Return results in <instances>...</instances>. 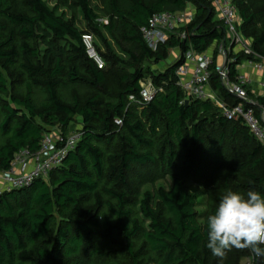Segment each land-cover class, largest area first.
Instances as JSON below:
<instances>
[{
    "label": "trees",
    "instance_id": "obj_1",
    "mask_svg": "<svg viewBox=\"0 0 264 264\" xmlns=\"http://www.w3.org/2000/svg\"><path fill=\"white\" fill-rule=\"evenodd\" d=\"M60 1L70 18L45 0H0V172L20 151H38L53 128L80 133L59 168L0 195V264H238L234 249L221 260L206 247V219L226 190L264 195V146L210 101L186 97L175 75L190 49L204 53L225 38L213 7L204 0ZM188 4L195 10L186 37L176 31L152 50L140 29L153 14ZM234 5L241 34L264 58V0ZM84 34L99 42L103 68L87 56ZM173 49L180 60L151 71ZM216 58L217 51L209 84L236 103L217 76ZM231 58L234 78L247 57ZM146 76L162 90L141 105ZM236 142L242 157L230 168L222 161L233 160L225 149ZM166 178L169 186H155ZM130 181L152 189L141 193Z\"/></svg>",
    "mask_w": 264,
    "mask_h": 264
},
{
    "label": "built area",
    "instance_id": "obj_2",
    "mask_svg": "<svg viewBox=\"0 0 264 264\" xmlns=\"http://www.w3.org/2000/svg\"><path fill=\"white\" fill-rule=\"evenodd\" d=\"M204 1L213 7L218 21L222 23L225 30L226 36L219 42L217 48L216 73L225 91L236 100V103H228L209 90L210 70L214 62L213 56L204 53H197L190 49L184 54L182 62L175 70L177 84L186 97L210 101L227 121L242 123L249 133L264 146V101H261V99L264 100V75L256 86L260 95L255 96L254 92L248 88L247 79L238 74L231 78L229 73L230 65L233 63L232 55L242 53L247 57L243 61L245 65L263 74L264 58L253 51L251 42L241 34L234 0ZM193 15L194 12L189 4L181 12L155 13L149 18L147 25L140 29V32L146 44L155 50L160 43L168 39L169 34L185 29L192 21ZM179 37L181 39L186 37V29L179 32ZM82 43L87 56L98 68H103L104 61L94 47L93 37L84 34ZM140 86L139 104L141 105L151 102L157 92L162 90L155 88L151 80L140 82ZM129 99L133 100V97ZM114 122L116 125L122 123L118 119ZM79 139V132L69 135L50 131L45 133L38 151L35 153H30L28 150L20 151L15 155L9 170L0 172V195L13 190H23L33 181L46 178L50 171L62 165L68 153L75 150Z\"/></svg>",
    "mask_w": 264,
    "mask_h": 264
},
{
    "label": "clouds",
    "instance_id": "obj_3",
    "mask_svg": "<svg viewBox=\"0 0 264 264\" xmlns=\"http://www.w3.org/2000/svg\"><path fill=\"white\" fill-rule=\"evenodd\" d=\"M206 247L221 260L232 249H250L264 262V195L226 190L213 214L207 216Z\"/></svg>",
    "mask_w": 264,
    "mask_h": 264
},
{
    "label": "rangeland",
    "instance_id": "obj_4",
    "mask_svg": "<svg viewBox=\"0 0 264 264\" xmlns=\"http://www.w3.org/2000/svg\"><path fill=\"white\" fill-rule=\"evenodd\" d=\"M47 2V4L52 8V7H55V6H58L59 7V13H64L66 15L67 18H70L73 14V11H71V9H68L67 6L65 4H63L62 1L60 0H45ZM97 1L99 0H93V5H96V3H98ZM96 2V3H95ZM101 6L99 5L98 6V11L102 12L101 10ZM102 14V13H101ZM237 20L239 22V24L241 25L242 24V21H241V18H240V15H239V12L237 11ZM98 23L101 25L103 24H106V19L105 18H101L98 20ZM77 27L79 28V30L81 31H85V28H86V24L85 22L82 20V17L78 14L77 15ZM94 36V35H93ZM246 40L250 41V39L246 38V36L244 37ZM95 40V46L96 48H98L100 46L99 42L97 41V39L95 38V36L93 37V41ZM160 44H163V43H160ZM159 46V45H158ZM158 46L156 47V49L158 48ZM100 48V47H99ZM155 49V50H156ZM100 55V54H99ZM170 55V54H169ZM101 56V55H100ZM172 62V59L168 56L164 62H161L159 64H156V65H150V68H151V71H154V72H157V71H161L163 70L165 67H167V65H169L170 63ZM239 66V65H238ZM148 80H151V77L150 76H146L141 82L144 83L145 81H148ZM76 126L78 127V124L76 123L75 124V128ZM75 130H71L70 133H73L75 132ZM50 132H54V133H59L60 130L58 128H53L50 130ZM235 141V140H234ZM239 141V140H238ZM238 142H236V145L235 147H227L225 150V152H231L232 154V157H233V160H230V161H225V159H223L222 163L223 164H228L230 165L229 167L230 168H234L236 167V160L237 159H240L242 157V153H241V150L239 149L240 148V145L238 146L237 144ZM206 165L209 166V167H213L211 161H205ZM217 169V168H216ZM209 177V176H207ZM206 177V178H207ZM209 179V178H208ZM171 184V180L169 178H166L165 180H160V181H157L155 183V186L156 187H160V186H169ZM130 187L133 189V190H140L141 193L145 192L146 190H151L152 187L149 185V184H145L144 182L141 183V185L139 183H137L136 181H130ZM199 212H203L204 211V205L201 206L199 209H198ZM232 252H234L235 254V259L237 260L238 264H255V259H254V254H252L251 251H249L248 249H245V250H236L234 249Z\"/></svg>",
    "mask_w": 264,
    "mask_h": 264
},
{
    "label": "crops",
    "instance_id": "obj_5",
    "mask_svg": "<svg viewBox=\"0 0 264 264\" xmlns=\"http://www.w3.org/2000/svg\"><path fill=\"white\" fill-rule=\"evenodd\" d=\"M191 9L193 10L194 12V7L191 6ZM215 20H218L217 18V15L215 14ZM218 44L217 42H212L210 44V46L206 49V51L204 52V54L208 55V56H213L214 55V52L217 51V48H218ZM169 57L172 59V63L176 62V61H179L180 58H181V54H180V51L178 49H173L170 51L169 53ZM219 61V60H218ZM236 70V74H238L239 76L241 77H244L245 79H247L249 81V86L248 88L254 92L253 94L255 96H259L260 95V91L258 89H256V86H257V83L258 81L260 80V78L264 75L263 73L261 72H257L256 70H254L252 67H249L247 65H245V63L242 61L240 63L239 66H237L235 68ZM209 90L216 94V91L212 89L211 85H209ZM218 96V95H217ZM218 98L222 99L221 97L218 96ZM227 101L228 103H230L228 100H225Z\"/></svg>",
    "mask_w": 264,
    "mask_h": 264
},
{
    "label": "water",
    "instance_id": "obj_6",
    "mask_svg": "<svg viewBox=\"0 0 264 264\" xmlns=\"http://www.w3.org/2000/svg\"><path fill=\"white\" fill-rule=\"evenodd\" d=\"M187 104H188V101L186 100V101H185V105H187Z\"/></svg>",
    "mask_w": 264,
    "mask_h": 264
}]
</instances>
